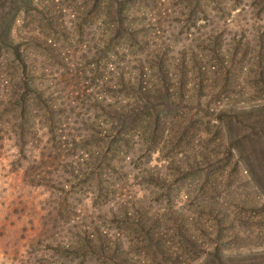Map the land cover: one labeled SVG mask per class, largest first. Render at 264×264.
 Segmentation results:
<instances>
[{"label": "rangeland", "instance_id": "374dc122", "mask_svg": "<svg viewBox=\"0 0 264 264\" xmlns=\"http://www.w3.org/2000/svg\"><path fill=\"white\" fill-rule=\"evenodd\" d=\"M11 2L0 264H264V0Z\"/></svg>", "mask_w": 264, "mask_h": 264}, {"label": "trees", "instance_id": "16d2710c", "mask_svg": "<svg viewBox=\"0 0 264 264\" xmlns=\"http://www.w3.org/2000/svg\"><path fill=\"white\" fill-rule=\"evenodd\" d=\"M12 2V5L14 4V3H16V1H18V0H11ZM20 1V3L22 4V6H21V8H23L24 6H29V3H30V0H19ZM19 5L17 4V7L16 8H18L19 9V7H18ZM20 8V9H21ZM22 10V9H21ZM20 11V10H19ZM23 11V10H22ZM18 13V12H17ZM9 27V25L7 24V26H6V28H8ZM4 50L2 49V48H0V56H1V53L3 52ZM259 78L261 79V82L264 84V75H263V73H261L260 74V76H259ZM228 78H224V85H225V83H228ZM156 94H157V96L158 97H160L161 98V100H165L166 99V97L168 98L169 97V94L167 93L164 97H161L160 95L161 94H163V93H165V91H163L161 88H158V89H156V90H153ZM258 101H263L264 102V98H258ZM159 105H161V104H159ZM147 107V106H146ZM258 108H260V107H255V106H253V107H251L249 110H246V109H243V110H241L240 112H235V115H238V116H243V114H247L248 113V115H251L252 114V112H256L257 110H258ZM262 108H264V106H262ZM230 110L231 109H228L227 111L226 110H222L221 111V113H219V116H218V118L217 119H215V121H219V122H221L222 123V129H221V131L222 132H225V133H227V137L228 136H230L231 135V130H232V125H231V123H232V121L229 119V120H225L223 117H225V118H229V116H224L225 114H230ZM161 111V110H160ZM160 111H158L157 113H156V115H155V121H154V123L156 124V126H154V127H152V129H156V127H158L159 126V120H160V113L162 112H160ZM144 115L142 116L143 118H141V121H144V120H146V122L144 123V124H141L144 128H146V129H149V124L151 123V121L150 120H147V119H149V117L151 116L150 115V110H144ZM137 116H138V113L136 114ZM230 115H233V114H230ZM254 118V117H253ZM194 121V120H193ZM208 123V122H207ZM188 128H186V130H187ZM198 129H200L199 127H198ZM185 130V131H186ZM143 132H144V130H143ZM145 133V132H144ZM230 155H231V158L230 159H232V156H234V157H238V155H239V149L237 148V146H234V147H232V154H231V152H230ZM233 157V158H234ZM235 164H236V166L235 167H238L239 165H240V163H238V161H235ZM205 176H206V179H205V181H208L209 179H208V177L210 176L209 175V173L208 174H205ZM143 228L144 227H142V231H143ZM145 235H147V232L145 233ZM150 237V236H149ZM152 238V237H151ZM157 239H159V238H157ZM186 242H188V244H190L191 243V241L189 240H186ZM208 242H211V243H213V241L212 240H209ZM156 243H158L159 244V246H158V248H157V250H152L151 252H149V256L152 258V260H157V259H162V258H165V259H167L168 257H167V255L165 256L164 255V252H162V251H159V249H161L163 246H162V244H161V242H159V241H156ZM207 247V246H206ZM217 252V251H216ZM209 253H203L202 255H200V256H193V259H191L190 258V254H187V255H185V256H176V257H174V258H172V260L173 261H176V260H178V259H180V263H184V264H186V262H190V261H194V262H196V261H198V260H200L201 258H202V256H203V262L201 263V264H225V262L227 261V260H229V259H227L225 256H221V255H219V254H217V255H214V257H215V260L214 259H212V260H209L208 259V257H206L207 255H208ZM205 255V256H204ZM172 261V262H173ZM177 262V261H176ZM175 262V264H177ZM174 263V262H173Z\"/></svg>", "mask_w": 264, "mask_h": 264}]
</instances>
